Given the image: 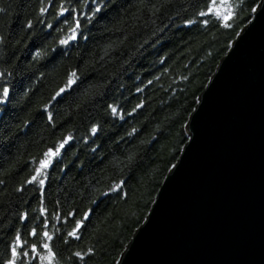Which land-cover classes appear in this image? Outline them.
Masks as SVG:
<instances>
[{
  "label": "trees",
  "instance_id": "1",
  "mask_svg": "<svg viewBox=\"0 0 264 264\" xmlns=\"http://www.w3.org/2000/svg\"><path fill=\"white\" fill-rule=\"evenodd\" d=\"M260 2L215 0L231 6L225 21L200 15L213 0H103L89 22L91 0H0V91L9 89L0 104V264L18 234L16 264H49L45 243L52 264L118 263L189 139L202 91ZM61 3L76 13L58 16ZM73 15L81 34L61 45ZM72 71L77 83L52 100ZM69 135L43 187L27 183ZM85 213L79 238L69 237Z\"/></svg>",
  "mask_w": 264,
  "mask_h": 264
},
{
  "label": "water",
  "instance_id": "2",
  "mask_svg": "<svg viewBox=\"0 0 264 264\" xmlns=\"http://www.w3.org/2000/svg\"><path fill=\"white\" fill-rule=\"evenodd\" d=\"M186 130L188 141L117 264H264V0Z\"/></svg>",
  "mask_w": 264,
  "mask_h": 264
},
{
  "label": "snow or ice",
  "instance_id": "3",
  "mask_svg": "<svg viewBox=\"0 0 264 264\" xmlns=\"http://www.w3.org/2000/svg\"><path fill=\"white\" fill-rule=\"evenodd\" d=\"M71 2V0H69V3ZM85 2L87 3V0H85ZM91 3L93 5H95L94 9L91 12V16L88 17L89 22L91 20V17H94L97 13H99L102 10V5H103V0H91ZM48 4L51 5L52 4V0H48ZM213 7H209L207 12H201L200 15L201 16H207L209 13H216L217 15H222L223 19L225 21H228L231 19L233 13L231 10V6L230 5H225V4H221L219 7L215 6V0H213ZM224 7L227 9L226 14H223L220 12V8ZM0 11H3V9H0ZM49 11V8L47 6L45 7H41L40 8V13L44 14L47 13ZM76 8L72 7L71 9L69 7H66L63 3H61L59 12L57 13L58 16H64L65 13H76ZM81 15H83V13H81ZM73 20H74V26H71L70 28V33L67 35V37L65 39H61L59 41V44L61 45H68L71 41H76L78 39V36L81 34L80 33V29H81V22L80 19L76 16L73 15ZM208 21L205 20V23H207ZM65 23H67V21H65ZM187 23L191 24L192 21L189 20L187 21ZM225 26H229V25H225ZM29 27H31V25H29ZM49 28L52 27L51 24L48 25ZM0 76H3V73H0ZM79 77L76 71H72L67 79V82L65 83V85L63 87H61L54 96L51 97L52 100H56L57 97H61L63 93H65L68 89L72 88L73 85H75L78 81ZM139 91V89H138ZM9 96V89L7 87H3L2 91H0V104H2ZM137 107H140V105H137ZM45 108H47V105H45ZM135 110V109H134ZM112 113L115 115L117 114V108L116 107H112L111 109ZM51 114L49 113V119H51ZM92 133L95 134L97 129L95 127H93L91 129ZM136 129H133V132H135ZM131 135V133L129 134ZM73 139V137L71 135H69L68 137L64 138L53 150L52 148H49L47 152L44 153V159H41L39 161V166L35 169V174L32 175L31 179L29 181H27V183H33V182H37L41 187H43V185L45 184V180L47 179V169L53 164L54 158H57L61 155V150L65 148V145H67L71 140ZM121 188V184H116L114 186V188L112 190H117ZM47 209H41V212H46ZM71 215V214H70ZM26 218V214L25 216H22L21 219H25ZM55 218H59V217H55ZM89 218V214L85 213L83 218L80 220L76 221V225L75 228L69 232L67 235L69 237H74V238H79L78 236V232L80 231V229L82 228L84 221L87 220ZM32 235H36V231L35 229H33ZM44 237H46L48 240L52 239V236L49 235L48 232H44L43 233ZM21 247V238L19 236V234L16 237V242H15V246L12 247L11 253H12V259H10L8 261V264H16L17 258L19 257L20 253L17 251V249ZM44 248L48 249V254L47 256L43 257V259L49 261V264H52V261L55 259V253L52 251V249L50 248V246L45 243L43 245ZM33 251H35V245H33ZM25 256H27V252L24 253ZM75 255L77 257L81 256V253L77 252L75 253Z\"/></svg>",
  "mask_w": 264,
  "mask_h": 264
},
{
  "label": "rangeland",
  "instance_id": "4",
  "mask_svg": "<svg viewBox=\"0 0 264 264\" xmlns=\"http://www.w3.org/2000/svg\"><path fill=\"white\" fill-rule=\"evenodd\" d=\"M47 261V260H46ZM47 262H49V261H47Z\"/></svg>",
  "mask_w": 264,
  "mask_h": 264
}]
</instances>
